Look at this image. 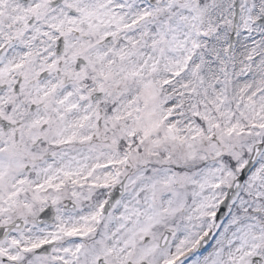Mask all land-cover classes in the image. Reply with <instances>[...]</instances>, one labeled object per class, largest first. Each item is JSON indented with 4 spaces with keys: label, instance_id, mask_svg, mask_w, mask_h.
<instances>
[{
    "label": "snow or ice",
    "instance_id": "obj_1",
    "mask_svg": "<svg viewBox=\"0 0 264 264\" xmlns=\"http://www.w3.org/2000/svg\"><path fill=\"white\" fill-rule=\"evenodd\" d=\"M0 264H264V0H0Z\"/></svg>",
    "mask_w": 264,
    "mask_h": 264
}]
</instances>
